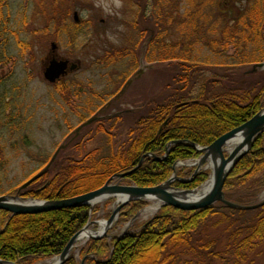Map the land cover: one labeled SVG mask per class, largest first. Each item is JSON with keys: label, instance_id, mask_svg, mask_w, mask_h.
<instances>
[{"label": "trees", "instance_id": "obj_1", "mask_svg": "<svg viewBox=\"0 0 264 264\" xmlns=\"http://www.w3.org/2000/svg\"><path fill=\"white\" fill-rule=\"evenodd\" d=\"M10 1L0 0V71L6 70L5 74L0 75V90L14 76L17 66L16 58L9 52L10 38L15 35L8 11ZM184 1L189 5L184 13L180 12L182 7L174 13H170L167 7L164 15L157 13L158 20L163 19L165 22V32L161 31L158 22L152 25L155 34L143 55L150 64L176 62L178 73L169 84L172 89L168 87L166 99L161 103L153 102L148 113L138 118L129 129L127 141L109 156H102L99 149L84 152L81 142H70V148L68 146L59 153L43 177L20 190L27 180L45 168L52 157H41L38 169L24 182L4 193L0 189V196L4 194L46 201L72 198L97 190L112 181L114 176L133 170L143 158L141 167L122 178L121 183L138 187L159 186L171 178L177 163L197 160L202 156V152L196 150L193 144L208 147L264 109V86L258 90L247 85L239 89L236 84L214 76L202 84L198 95L193 92L194 73L203 66H216L210 63L211 56L205 59L200 57L201 47L206 46V43L213 48L214 55L220 57L233 47L234 53L226 56L228 60L235 61L231 66L264 62V37L258 38L264 24V0H250L254 1L252 5L242 10L236 18L232 17V24L220 14L221 28H218L217 23H212L210 15V10L218 13L217 0ZM165 2L168 3V0ZM147 12L148 8H144L143 19ZM171 28L181 35L177 42L167 36ZM245 32L250 34L246 38L243 35ZM216 33L221 34V41L215 38L207 41L210 34ZM238 37L241 41L246 40L245 46L238 45ZM17 43L23 52L29 50L28 44L21 41L19 36ZM140 46L139 53L142 55ZM241 48L247 53L241 52ZM137 49L132 50L131 55L125 50L105 51L104 57L95 62V67L108 68L119 60L118 57L135 56ZM136 62V65L140 62L138 57ZM228 64L220 63L219 66L226 67ZM253 75L256 74L251 73L246 77ZM58 86L59 92L67 96L70 88L62 83ZM214 87L218 91H213ZM69 96L71 100L79 99L78 94ZM8 99L10 97L6 91L0 92V179L8 163L1 135V126L5 123L2 103L4 101L9 105ZM71 105L73 111L77 112L75 105ZM11 113L6 114L8 124L16 120ZM90 113L95 114V111ZM120 119V116L108 117L88 127L95 126L96 132L112 136L111 130ZM85 120L87 118L82 122ZM173 142L178 143L170 146L167 155L168 146ZM68 148H73L79 156L67 155ZM209 175V170H201L195 176V170L181 168L179 176L187 178V182L177 180L172 185L181 189L198 188ZM263 190L264 132L255 139L252 149L231 172L224 193L231 202L251 205ZM145 205V201H135L125 206L120 212L117 226L129 222ZM100 209L99 205L93 209L83 206L15 216L0 209V260L37 264L59 256ZM263 243L264 206L254 210H239L217 203L193 211L165 206L155 217L145 222L138 232H127L111 240L108 237L89 240L81 248L80 259L72 255L65 264H81L84 260L85 264H219L226 260L228 254L233 255L235 263L239 264L248 261ZM190 255L196 260H183Z\"/></svg>", "mask_w": 264, "mask_h": 264}, {"label": "rangeland", "instance_id": "obj_2", "mask_svg": "<svg viewBox=\"0 0 264 264\" xmlns=\"http://www.w3.org/2000/svg\"><path fill=\"white\" fill-rule=\"evenodd\" d=\"M165 1L167 0L10 1L8 11L12 19L11 26L15 30V39L10 38L9 52L16 58L17 66L14 76L0 90V92L6 91L10 97L9 105H6L4 101L2 103L4 105L2 118L5 123L1 126V135L5 155L8 159L0 179L2 193L24 182L34 170L41 166L40 158L52 157L62 144L67 143V147L70 148V145L77 140L76 143L81 142L84 152L99 149L102 156H109L112 152L117 151L123 142L127 141L129 129L134 126L140 116L148 113L150 105L153 102L161 103L166 99L169 88L172 89V85H169L172 83V77L178 73V65L176 62L150 64L143 55L152 40L151 37L155 34L152 25L158 22L161 31L165 32V26H163L165 22L163 19L158 20L157 13L164 15L165 7L170 9V13H174L182 7L180 12L184 13L189 5L184 0H168V3ZM253 2L250 0H217L216 10L218 13L210 10L212 23H217L218 28H221V15H224L228 19L227 22L231 23L232 17L236 18ZM144 8H148L145 19L142 17ZM157 9H159L158 12ZM75 13H77L78 21L75 20ZM243 35L246 38L250 34L245 32ZM17 36L28 44L29 50L23 52L18 48ZM167 36L175 42L181 39V35L175 28ZM263 37L264 24L261 36L258 38ZM213 38L220 40L222 36L217 33L210 34L207 41ZM52 43L58 45L57 54L61 57L80 62V69L65 80L70 88L67 96L59 92L58 85H50L43 77V61L50 54ZM245 43L246 40L241 41L238 37L240 47L245 46ZM139 45H141L142 55L139 53ZM161 46L163 47V44ZM201 48L200 57L205 59L211 56L210 63L216 64V66H212V64V67L203 66L194 73L195 88L193 92L196 95L200 93L202 84L214 76L224 78L230 84H236L239 89L248 86V88L258 90L264 86V62L261 66L251 65L250 62L242 66H231L235 61L228 60L229 58L226 56L234 53L233 47L222 57L214 55L213 48L207 46V43ZM136 49L135 56L126 55L122 57L123 59L118 57L119 54L116 52L119 60L108 68L95 67V62L104 57L105 51L121 52L125 50L130 54L132 50L136 51ZM240 50L244 54L247 53L243 48ZM257 55L260 54L257 53ZM137 57L140 60L138 65H136ZM226 62L230 64L226 67L219 66L220 63ZM254 68L256 75L250 78L246 77L249 74L247 72ZM140 69L143 70V74L121 95L126 82ZM5 72V69L0 71V75ZM212 90L218 91V88L214 87ZM81 91L83 92L81 93ZM74 94H78L79 101L78 98L70 99L69 95L72 97ZM118 94L121 97L116 99ZM108 102L113 104L102 116L111 115V117L120 116L121 118L115 123V128L111 130L112 136L103 132L98 133L95 126H92L82 129L78 138L75 137L76 128L85 118L92 117L93 114L90 111L93 110L97 113ZM70 103L75 105L77 112L73 111ZM9 112H12L11 114L16 118L12 124H8L9 121L6 118V114ZM67 155L78 157L79 153L71 148L67 151ZM196 163L193 160L177 165L176 176L184 179L179 176L180 169L188 168L196 171L197 167L191 166ZM206 165H203L201 170H206ZM59 166L60 164H58ZM210 177L211 171L209 178L202 185L206 184ZM263 199L264 190L253 202L256 204ZM23 201H29V199ZM116 201L117 199L112 198L97 204L101 209L91 220L95 221V224L89 226V231L99 232L101 230L100 223L110 218V214L112 215L117 207ZM141 201H145L146 205L137 213V217L135 215V218L120 226H117L118 222L113 224L108 231L109 240L122 237L127 232H138L145 222L155 217L160 211L155 209V206H158L157 202ZM86 241H78L72 252V255L78 260L81 248ZM57 257L40 261L37 264H54ZM225 259L218 263L237 264L231 254L226 255ZM183 260L195 261L196 259L190 255L184 257ZM239 264H264V243L250 255L248 261Z\"/></svg>", "mask_w": 264, "mask_h": 264}, {"label": "water", "instance_id": "obj_3", "mask_svg": "<svg viewBox=\"0 0 264 264\" xmlns=\"http://www.w3.org/2000/svg\"><path fill=\"white\" fill-rule=\"evenodd\" d=\"M75 20L78 21L77 13H75ZM56 43L51 44L52 51L57 49ZM79 68L77 62H71L69 67V61L67 60H53L44 72V77L49 83H55L58 79L65 76L68 72L74 71ZM140 71L139 73H141ZM132 80L127 82V86L131 84ZM126 88L121 93H124ZM96 117L91 118L84 124H82L75 131L78 133L83 127L90 125L95 121ZM264 132V109L257 113L253 118L247 121L242 126L235 128L234 130L226 133L225 135L218 138L213 144L208 147H200L195 144L192 146L202 152V157L197 161L196 164V175L201 170L203 165L206 169L211 170L210 180L197 189H180L172 186V183L176 180L187 182L177 177L176 171L173 176L165 183L155 187H138L135 185H123L119 182L109 181L101 188L88 192L83 195L75 196L72 198L51 200V201H37L29 200L23 201L19 196H0V209L8 211L12 216L20 214H39L65 208H78L88 206L93 208L100 202H104L108 199H117V207L113 211L110 218L104 222L107 224L102 232L91 234L89 240H99L108 236V231L119 219L121 210L131 202L140 200H151L157 199L160 202L159 210L165 206H172L181 210H199L217 203H222L230 208L239 210H254L264 206V199L256 204L243 205L235 202H231L226 199L224 193V187L228 177L230 176L233 169L241 161V159L249 153L252 149L255 139ZM178 142H173L168 146L167 155L170 152V146ZM64 148L61 146L54 154L51 162L39 173L33 176L25 184H23L20 190L26 189L31 184L36 182L38 179L43 177L51 167L52 163L56 159L59 151ZM166 155V156H167ZM148 156V155H147ZM165 156V157H166ZM146 157V156H145ZM164 157V158H165ZM144 158L141 160L139 165L133 170L119 174L113 177V179H122L129 176L136 171L143 164ZM157 160H161L157 158ZM210 183L208 191L198 198H193V195H197L199 191ZM138 215V214H137ZM137 215L135 217H137ZM91 224H95V221H90L86 227L78 232L69 244L66 246L64 251L56 258L54 264H65L71 257L79 236L84 232L88 231ZM101 226V223H100ZM86 241V242H87ZM0 264H16L13 262H7L0 260ZM85 264V260L82 262Z\"/></svg>", "mask_w": 264, "mask_h": 264}, {"label": "flooded vegetation", "instance_id": "obj_4", "mask_svg": "<svg viewBox=\"0 0 264 264\" xmlns=\"http://www.w3.org/2000/svg\"><path fill=\"white\" fill-rule=\"evenodd\" d=\"M58 48L59 47H57V49L55 50V51H52L51 50V52H50V54L45 58V60L43 61V65H44V68H43V77H44V72H45V70L47 69V67L50 65V63H51V61H53V60H58V61H60V60H67V61H69V67L71 66V62H77L78 63V65H79V68L78 69H76V70H74V71H70L69 69H68V72H67V74L65 75V76H63V77H61L60 79H58L55 83H49L48 81H46V79H45V77H44V80L47 82V83H49L50 85H59V84H65L66 86H68L67 85V83L65 82V80L69 77V76H71V75H73V74H75L79 69H80V62L78 61V60H71V59H68V58H63V57H61L59 54H57V51H58ZM69 87V86H68ZM118 99V98H117ZM80 99H78V101H79ZM10 101V99H8V102ZM111 101V100H110ZM115 101V100H114ZM112 102H108L105 106H103L102 108H100L99 109V111H98V118H97V120H103V119H106V118H108V117H111V115H103L102 116V114H104L105 112H106V110H108L109 108H111V106H112Z\"/></svg>", "mask_w": 264, "mask_h": 264}, {"label": "bare ground", "instance_id": "obj_5", "mask_svg": "<svg viewBox=\"0 0 264 264\" xmlns=\"http://www.w3.org/2000/svg\"><path fill=\"white\" fill-rule=\"evenodd\" d=\"M209 187H210V183H209L208 185H206L205 187H203V188L199 191V193H198L197 195H193L192 197H193V198H198V197L202 196L203 194H205V193L208 191ZM151 201H154V202H157V203H158V206H155V209H158V207L160 206V202H159L157 199H151ZM105 228H107V224H106V222H102V223H101V230H100L99 232H93V231H89V230H88V231H84V232L79 236L78 241H85V240H87V239L89 238V236H90L91 234L100 233V232H102ZM78 241H77V242H78Z\"/></svg>", "mask_w": 264, "mask_h": 264}]
</instances>
